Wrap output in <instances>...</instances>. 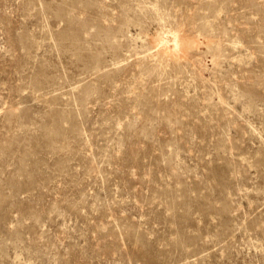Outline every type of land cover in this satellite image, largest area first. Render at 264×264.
I'll list each match as a JSON object with an SVG mask.
<instances>
[{
	"label": "rangeland",
	"instance_id": "obj_1",
	"mask_svg": "<svg viewBox=\"0 0 264 264\" xmlns=\"http://www.w3.org/2000/svg\"><path fill=\"white\" fill-rule=\"evenodd\" d=\"M0 264H264V0H0Z\"/></svg>",
	"mask_w": 264,
	"mask_h": 264
}]
</instances>
